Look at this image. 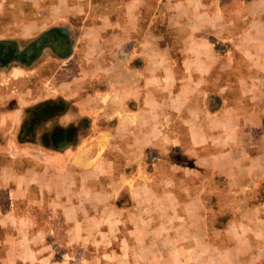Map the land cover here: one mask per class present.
I'll use <instances>...</instances> for the list:
<instances>
[{
	"label": "rangeland",
	"instance_id": "rangeland-1",
	"mask_svg": "<svg viewBox=\"0 0 264 264\" xmlns=\"http://www.w3.org/2000/svg\"><path fill=\"white\" fill-rule=\"evenodd\" d=\"M15 1L0 8L1 93L24 98L46 54L110 47L122 54H109L122 61L115 73L146 63V80L157 76L146 95L164 98L170 71L184 103L150 104L159 138L151 112L138 123L119 95L110 107L121 111L107 118L105 86L92 87L102 96L82 104L74 160L48 147L69 146L73 131L34 127L67 105L22 104L21 126L0 139V264H264V0ZM15 107L0 104V117ZM104 126L117 137H90ZM128 127L144 130L145 148L108 152ZM194 160L203 166L190 171Z\"/></svg>",
	"mask_w": 264,
	"mask_h": 264
},
{
	"label": "crops",
	"instance_id": "crops-1",
	"mask_svg": "<svg viewBox=\"0 0 264 264\" xmlns=\"http://www.w3.org/2000/svg\"><path fill=\"white\" fill-rule=\"evenodd\" d=\"M259 1L260 0H252L251 4L253 2L254 3L252 5L250 4L251 6H249V9L256 7ZM16 2L17 1L15 0H7L3 5L0 2V8L7 6L16 8V6H18L16 5ZM56 2V5L51 4L50 6L64 7V0H57ZM188 2L189 3H187L186 6H191L193 8L214 6V4H200L197 2V0H189ZM26 3L30 4L28 6L32 8L36 6H47V4H49V2L46 0H26ZM51 3H53V1ZM73 4L74 3L70 5L73 6ZM216 6L223 8L226 7L224 1L223 3H218V5ZM200 22L207 23L208 20H201ZM109 54H111V56L113 57L122 55L121 53H119V51L117 53V49H113L110 47L96 48L90 46L81 49L72 47L69 48L67 52H58L57 54L48 55L46 54V56L48 57L41 59V61H44V65H41V70L35 71V74L33 73L34 76L32 79L35 82L32 84L33 86L27 89L29 96L28 93H26V96L23 98L21 96L18 97L13 93L5 94L0 92V104H7L13 101L16 103L15 108L8 109L7 111H5L4 115L2 114V116L0 117V139L8 137V130L12 126H21V124L18 125V123H22L21 120L24 109L23 106H21L22 104L46 103L47 105H58L64 103L67 105V108L62 114L49 116L45 123H42L38 126L36 125L34 127L35 132H37V136L47 135L52 136L53 138H60L61 136L65 137L67 136L68 132L73 131L74 135L71 139L72 144H70L69 146H64L63 143L59 139H57V143L60 142V144H62L63 146L56 148L50 144L48 145V147H50L49 149L55 148L57 151H62L63 153L70 152L68 158L70 160H74L76 157V150L80 148V145L86 139L85 137L87 130L86 128L83 130L81 129L82 121H84V118L87 116L84 112L82 113V104L96 102L98 98H101L102 92H106L108 96L106 106L104 107L105 112L109 113L110 116L107 118H112L113 114L121 111L118 107H110V105L115 102V99L119 95H121V97H123L122 99L124 100L123 109L126 110L125 107L128 106L130 110L127 109L126 111H130L135 114L138 123L141 122V118L144 116V113H152V121L154 120L153 127L155 126L156 120V128H158L156 129V132L154 131L152 133V135H156L160 138L162 134L160 130V111L155 108V106L154 108L150 107V104H166L170 109L172 108V111H174V107L176 105L184 103V98L182 96L175 95L176 82L174 76L170 73V71H168L167 74L163 73L162 75L163 86L167 89L168 93L174 94L166 95L164 96V98L160 96L155 97L151 95L152 93L146 95V91L150 92V90H146V88L151 87V84L154 85L155 81L157 80V76L155 74L152 75V78L146 80L144 71L146 68H148V65H146L145 63L141 68H138L137 71H129L128 69L127 71L122 70L121 72L116 71L115 73L113 70L114 67L119 62L120 64H122V61H119L117 58L110 59ZM44 55L45 54H42V56ZM55 55L57 57H54ZM98 56H107L108 58H105L104 63H102L101 61H97ZM49 70H53L52 75L49 74ZM47 80H50L52 82V86H50L46 82ZM94 86H105V88L101 90L102 92H100L97 97L94 95L92 96L93 93H91L93 89L92 87ZM86 92L89 93L87 94ZM155 114L158 115L157 119H154ZM109 128L110 127L101 128L98 131H94L92 134L89 133V135L90 137H100V135L111 130L112 136L115 135V137H117V135L119 134L118 129H114L113 127H111V129ZM137 128L139 127H135V129ZM133 129L134 127L130 129L131 131L128 130L126 131V133H120L122 142H120L119 144L114 145L113 139H111L107 147V151H117L128 154L130 152L138 153L140 152L141 148H145L144 130L137 129L133 131ZM130 132H133V134ZM134 135L137 136V138L139 137L137 143L129 144L128 141H124L125 136L127 139H130ZM166 135H168V137H172L171 133L165 132H163L162 137H166ZM153 142L154 140H152V143ZM156 142H161V139H158ZM174 145L176 146V152L178 150L177 139L176 144ZM201 159L202 158H200L199 160ZM110 162L112 163V160H110ZM110 162L106 161V164L104 163V165L106 167H109ZM195 164L196 166L192 163L188 164L187 168L191 169L190 171H192V169L198 168V165L203 166V164L199 163L198 160L195 161ZM72 166L75 167L74 165Z\"/></svg>",
	"mask_w": 264,
	"mask_h": 264
}]
</instances>
